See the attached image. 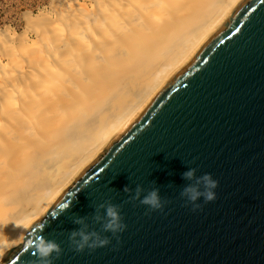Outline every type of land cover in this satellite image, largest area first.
Returning a JSON list of instances; mask_svg holds the SVG:
<instances>
[{"label": "water", "instance_id": "95a60500", "mask_svg": "<svg viewBox=\"0 0 264 264\" xmlns=\"http://www.w3.org/2000/svg\"><path fill=\"white\" fill-rule=\"evenodd\" d=\"M190 168L219 181L216 200L197 211L180 196ZM126 185L157 187L169 203L148 213L126 202ZM109 201L122 206L121 243L74 252L73 214ZM38 234L61 244L56 264H264V0H241L0 264H29Z\"/></svg>", "mask_w": 264, "mask_h": 264}, {"label": "bare ground", "instance_id": "6f19581e", "mask_svg": "<svg viewBox=\"0 0 264 264\" xmlns=\"http://www.w3.org/2000/svg\"><path fill=\"white\" fill-rule=\"evenodd\" d=\"M241 0H68L0 32V262Z\"/></svg>", "mask_w": 264, "mask_h": 264}, {"label": "clouds", "instance_id": "9594fccd", "mask_svg": "<svg viewBox=\"0 0 264 264\" xmlns=\"http://www.w3.org/2000/svg\"><path fill=\"white\" fill-rule=\"evenodd\" d=\"M196 173V168H190L182 174L183 179L193 181V183L183 186L180 191V196L185 199V206L190 204L193 211L203 208V204L199 203L201 199H203L204 204L215 201L217 198L215 190L219 186V181L214 179L211 173H205L201 176H197ZM170 186L172 185L170 184ZM123 192L129 194V199L126 202L139 201L141 205L147 207L148 213L163 211L166 204L169 203L168 200L161 197L160 189L157 187L144 194L145 189L142 185H137L135 189L126 185ZM121 209V205L109 201L96 205L90 216H80L74 213L72 223L78 227L68 233L71 249L77 253H82L86 249L95 251L111 244L113 237L116 238L117 243H121L120 234L127 229ZM89 219L94 224L100 225L99 231L88 223ZM20 223L27 226L31 223V218H21ZM106 233H111V236L103 235ZM28 248L32 256L29 264H56L64 251L60 243L43 234H38L34 239L28 240Z\"/></svg>", "mask_w": 264, "mask_h": 264}, {"label": "rangeland", "instance_id": "374dc122", "mask_svg": "<svg viewBox=\"0 0 264 264\" xmlns=\"http://www.w3.org/2000/svg\"><path fill=\"white\" fill-rule=\"evenodd\" d=\"M68 0H0V32L12 30L21 34L28 27L30 15L54 13L59 2Z\"/></svg>", "mask_w": 264, "mask_h": 264}]
</instances>
